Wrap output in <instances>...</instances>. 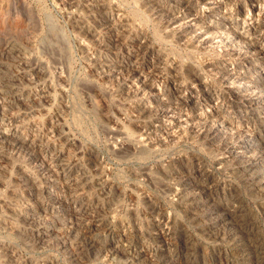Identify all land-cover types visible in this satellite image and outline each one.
I'll return each mask as SVG.
<instances>
[{
  "label": "rangeland",
  "instance_id": "rangeland-1",
  "mask_svg": "<svg viewBox=\"0 0 264 264\" xmlns=\"http://www.w3.org/2000/svg\"><path fill=\"white\" fill-rule=\"evenodd\" d=\"M179 1L0 0V68L19 81L0 98V137L31 141L0 142V264H264L263 155L247 151L264 113L224 71L263 73L244 51L170 32L169 11L206 13ZM238 1L214 19L240 18L239 5L260 19ZM233 202L252 228L233 217L238 237Z\"/></svg>",
  "mask_w": 264,
  "mask_h": 264
},
{
  "label": "bare ground",
  "instance_id": "bare-ground-1",
  "mask_svg": "<svg viewBox=\"0 0 264 264\" xmlns=\"http://www.w3.org/2000/svg\"><path fill=\"white\" fill-rule=\"evenodd\" d=\"M92 1V0H91ZM112 1V0H111ZM174 1V0H173ZM176 1V0H175ZM178 1V0H177ZM181 1V0H180ZM179 1V2H180ZM186 3H188L189 5H192L191 1L192 0H184ZM228 2H226L223 7L225 8H229V7H232L233 6V3H237L239 2L238 0H227ZM250 3L251 5V12H253L252 14L255 15V16H259L260 19L258 20H254L253 18H249L246 16V12L243 10L244 9V5H239L238 9L240 10L239 11V16L240 18L238 17L236 20H231L229 17H225L223 19H217L215 20L214 19V15L215 13L222 7V2L218 1V0H202L204 6L202 8H204V11L206 13L200 15L198 13V10H189V12L186 14V15H183V16H179L177 13L175 12H172L170 13L171 11H169V13L167 14V25H168V29L170 30V32L174 33V32H178L180 37H181V40L184 41V39L188 40V39H194L200 46H203V47H209V46H212V45H215V46H218L220 48H223L224 51H232V52H235V53H240V51H244V54L245 56L247 57L246 60L249 61L251 67V71H255V72H261L263 73V76L262 78L256 80L255 78H253L251 75L248 74H234V73H231L230 70H225L224 73L226 75V79L228 81H232V80H237V83L239 84V86L237 87V89L239 91H242V92H247L249 90H253V92H255V96H251V97H248V100L246 101L247 104L249 106H252L254 108V112H252V114L254 113L255 115H260L262 113H264V9H262V7L264 6V0H246ZM86 2V1H85ZM89 2V1H87ZM94 2V0H93ZM182 2V1H181ZM97 3V2H96ZM177 3V2H176ZM175 4V3H174ZM184 4V3H183ZM196 4V3H195ZM244 4V3H243ZM247 4V3H246ZM77 5V4H76ZM80 5V4H79ZM102 5V4H101ZM156 5V3H155ZM177 5V4H176ZM187 5V4H186ZM81 6V5H80ZM91 6V5H90ZM160 6V5H159ZM174 6V5H173ZM84 7V5L82 6ZM81 7V8H82ZM108 7V5H107ZM162 7V6H161ZM200 7V6H199ZM86 8V7H85ZM93 8V7H92ZM105 8V7H104ZM165 8V7H163ZM195 8V6H194ZM96 9V8H95ZM107 9V8H106ZM110 9V8H109ZM171 9V8H170ZM178 10V8H176ZM175 9V11H176ZM230 9V8H229ZM94 10V9H93ZM99 10V9H98ZM152 10H154L155 12L157 13H160V14H165L166 11H164L163 9H158L157 6L153 7ZM168 10V9H167ZM172 10V9H171ZM225 10V9H224ZM232 10V9H231ZM119 11V10H118ZM121 11V10H120ZM179 11V10H178ZM201 11V10H200ZM222 11V10H221ZM236 11V10H235ZM87 12H90V11H87ZM104 12V10H103ZM117 12V11H116ZM168 12V11H167ZM202 12V11H201ZM231 12V11H230ZM82 13V12H81ZM106 14V13H105ZM184 14V13H183ZM219 14V13H218ZM228 14V13H227ZM76 15V14H75ZM122 15V14H121ZM205 15V16H204ZM222 15V14H221ZM220 15V16H221ZM234 15V14H233ZM236 15V14H235ZM78 16V15H77ZM76 16V18H77ZM105 16V15H104ZM123 16V15H122ZM166 16V14H165ZM164 16V17H165ZM250 16V15H249ZM234 17V16H232ZM237 17V16H236ZM235 17V18H236ZM111 18V17H110ZM222 18V17H221ZM79 19V18H78ZM104 19V18H103ZM114 19V18H113ZM117 19V17H116ZM120 20V19H119ZM84 21V20H83ZM82 21V23H83ZM103 21V20H102ZM112 21V20H111ZM123 21V19H122ZM126 21V20H125ZM71 22V21H70ZM80 22V21H79ZM120 22V21H119ZM118 22V23H119ZM52 23V22H51ZM81 23V22H80ZM79 23V24H80ZM53 24V23H52ZM108 24V23H107ZM113 24V22H112ZM74 25V24H73ZM110 25V24H109ZM55 26V25H54ZM101 26V25H100ZM123 26V24H122ZM77 28V27H76ZM79 28V27H78ZM82 28V27H81ZM80 28V29H81ZM130 28V27H129ZM54 29V28H53ZM59 30V29H58ZM122 30V29H121ZM80 31V30H79ZM94 31V30H93ZM124 31V30H123ZM90 32V31H89ZM120 32V31H119ZM127 32V31H126ZM92 33V32H91ZM116 33V32H115ZM56 34V33H55ZM86 34V33H85ZM94 34V33H93ZM118 34V33H116ZM57 35V34H56ZM55 35V36H56ZM89 35V33H88ZM85 36V35H84ZM58 37V36H57ZM91 37V36H89ZM117 37V36H116ZM93 38V37H92ZM96 38V37H95ZM115 38V37H114ZM82 39V38H81ZM90 40V39H89ZM148 40V39H147ZM65 41V39H64ZM82 41V40H81ZM181 41V42H182ZM116 42V41H115ZM98 43V42H97ZM146 43V42H144ZM183 43V42H182ZM196 43V44H197ZM44 44V43H43ZM59 44V43H58ZM114 44V43H113ZM63 45V44H62ZM192 45V44H190ZM43 46V45H41ZM47 46V45H46ZM7 47V46H6ZM15 47V46H13ZM45 47V46H44ZM214 47V46H213ZM3 48V47H2ZM54 48V47H53ZM146 48V47H145ZM56 49V48H55ZM54 49V50H55ZM203 49V48H202ZM12 50V49H11ZM49 50V49H48ZM63 50V49H62ZM61 50V52H62ZM139 50V49H138ZM43 51V50H42ZM56 51V50H55ZM64 51V50H63ZM91 51V50H90ZM141 51V50H140ZM33 53V52H31ZM51 53V52H50ZM54 53V52H53ZM57 53V52H56ZM70 53V52H69ZM15 54V53H14ZM17 54V52H16ZM15 54V55H16ZM241 54V53H240ZM20 55V54H19ZM53 55V54H52ZM66 55V53H65ZM190 55V54H189ZM243 55V53H242ZM138 56V55H137ZM237 56V55H236ZM4 57V56H3ZM9 57V56H8ZM27 57V56H26ZM163 57V56H162ZM56 58V57H55ZM59 58V57H57ZM93 58V57H92ZM148 59V58H147ZM250 59V60H249ZM35 60V59H34ZM54 60V59H52ZM56 60V59H55ZM59 60V59H58ZM13 61V60H12ZM39 61V60H38ZM100 61V60H99ZM27 62L28 59H27ZM32 62V61H30ZM29 62V63H30ZM56 62V61H55ZM67 62V61H66ZM4 63V62H3ZM2 63V64H3ZM17 63V62H16ZM19 63V62H18ZM35 63V62H34ZM33 63V64H34ZM94 63V62H93ZM152 63V62H151ZM158 63V62H157ZM248 63V64H249ZM60 64V63H58ZM65 64V63H64ZM63 64V65H64ZM19 65V64H18ZM42 65V64H41ZM45 65V64H44ZM61 65V64H60ZM153 65V63H152ZM155 65V64H154ZM159 65V64H158ZM162 65V64H161ZM16 66V64H15ZM24 66V65H22ZM43 66V65H42ZM65 66V65H64ZM163 66V65H162ZM1 67V66H0ZM10 67V66H9ZM13 67V66H11ZM120 67V66H119ZM63 68V66H62ZM159 68V67H158ZM163 68V67H162ZM249 68V67H248ZM16 69V68H15ZM56 69V68H55ZM119 69V68H118ZM121 69H122V66H121ZM137 69V68H136ZM152 69H155V68H152ZM39 70V69H38ZM41 70V69H40ZM217 70V69H216ZM13 71V70H12ZM59 71V70H58ZM110 71V70H108ZM155 71V70H154ZM159 71V70H158ZM174 71V70H173ZM16 72V71H15ZM61 72V70H60ZM63 72V71H62ZM114 72V71H113ZM121 72V70H120ZM153 72V71H152ZM157 72V71H155ZM38 73V72H37ZM48 73V71H47ZM144 73V72H143ZM245 73V72H244ZM63 74V73H62ZM142 74V73H141ZM146 74V73H145ZM27 75V74H26ZM61 74H59L60 76ZM195 75V74H194ZM198 75V74H197ZM63 76V75H61ZM60 76V77H61ZM115 76V75H114ZM171 76V75H170ZM217 76V75H216ZM20 77V76H19ZM18 77V78H19ZM27 77V76H26ZM29 77V76H28ZM67 77V76H66ZM144 77V76H143ZM154 77V75H153ZM196 77V76H195ZM83 78V77H81ZM223 78V76H222ZM60 79V78H59ZM143 79V78H142ZM156 79V78H155ZM22 80V79H20ZM25 80V78L23 79ZM51 80V79H50ZM68 80V79H67ZM122 80V79H121ZM150 80V79H149ZM198 80V79H197ZM48 81V80H47ZM61 81V80H60ZM19 83V81H17ZM15 81V79L12 77L11 75V72L8 71V69H4L3 68H0V98H2L3 100H7L11 97V94L16 90L17 88V83ZM87 82V81H86ZM146 82V81H145ZM52 83V82H51ZM65 83V82H64ZM132 83V82H131ZM199 83V82H198ZM93 84V83H92ZM200 84L203 85V82L200 81ZM228 84V83H227ZM44 85V84H43ZM84 85V84H83ZM139 85V84H138ZM149 85V83H148ZM147 85L148 88H150L149 86ZM58 86V85H57ZM61 86V85H60ZM65 86V85H64ZM172 86V85H171ZM205 88H206V85H204ZM85 87V86H84ZM95 87V86H94ZM87 88V87H85ZM84 88V89H85ZM135 88V87H134ZM138 88V86H137ZM203 88V87H202ZM98 89V88H97ZM125 89V88H124ZM132 89V88H130ZM175 89V88H174ZM204 89V88H203ZM60 90V89H59ZM89 90V89H88ZM91 90V89H90ZM89 90V91H90ZM144 90V89H143ZM152 90H154L152 88ZM176 90V89H175ZM46 91V90H45ZM53 91V90H52ZM67 91V90H66ZM80 91V90H79ZM103 91V90H102ZM132 91V90H131ZM136 91V90H134ZM142 91V90H141ZM159 91V90H158ZM27 92V91H26ZM40 92V91H39ZM96 92V91H95ZM153 92V91H152ZM179 92V91H177ZM250 92V91H249ZM252 92V91H251ZM15 93V92H14ZM67 93V92H66ZM190 93V92H189ZM206 93V92H205ZM27 94V93H26ZM25 94V96H26ZM68 94V93H67ZM105 94V93H104ZM109 94V93H107ZM106 94V95H107ZM125 94V93H124ZM240 94V93H239ZM251 94V93H250ZM34 95V94H33ZM36 95V94H35ZM209 95V94H208ZM126 96V94L124 95ZM153 96V95H152ZM158 96V95H157ZM106 97V96H105ZM176 97V96H175ZM245 97V96H244ZM17 98V97H16ZM88 98V97H87ZM21 99V98H20ZM54 99V98H53ZM60 99V98H59ZM82 99V98H81ZM244 99V98H243ZM63 100V99H62ZM90 100V98H89ZM245 100V99H244ZM157 101V100H156ZM160 101V100H159ZM158 101V102H159ZM27 102V101H26ZM30 102V101H29ZM82 102V101H81ZM87 102V101H86ZM94 102V101H92ZM157 102V104H158ZM20 103V102H19ZM31 103V102H30ZM168 103V102H167ZM4 104V103H2ZM6 104V103H5ZM9 104V103H8ZM18 104V103H16ZM16 104H14L13 106H15ZM23 104V103H21ZM156 104V105H157ZM170 103H168L169 105ZM1 105V104H0ZM7 105V104H6ZM95 105V104H94ZM93 105V106H94ZM104 105V104H103ZM159 105V104H158ZM174 105V104H173ZM8 106V105H7ZM12 106V107H13ZM92 106V105H91ZM123 106V104H122ZM147 106V105H146ZM162 106V105H161ZM171 106V105H170ZM229 106V105H228ZM2 108H5V106H1ZM9 107V106H8ZM19 107V106H17ZM21 107V106H20ZM23 107V106H22ZM29 107V106H28ZM27 107V108H28ZM106 107V106H105ZM104 107V108H105ZM124 107V106H123ZM168 107V106H166ZM199 107V106H198ZM0 110V118L2 119H7L10 113V111H8L6 108L5 109H2ZM10 108V107H9ZM16 107H14V110ZM173 108V107H172ZM239 108V107H238ZM26 109V108H24ZM31 109V107L29 108ZM156 109V108H155ZM154 109V110H155ZM168 109V108H167ZM199 109V108H198ZM196 109V110H198ZM91 110V108H90ZM97 110V108H96ZM18 111V110H17ZM140 111V110H139ZM37 112V111H36ZM62 112V111H61ZM106 112V111H105ZM166 112V111H165ZM35 113V112H34ZM66 113V112H65ZM98 113V112H97ZM170 113V112H169ZM168 113V114H169ZM11 114V113H10ZM15 114V113H14ZM23 114V113H22ZM21 114V115H22ZM38 114V113H37ZM56 114V113H55ZM149 114V113H147ZM161 114V113H160ZM24 115V114H23ZM96 115V114H95ZM209 115V114H208ZM145 116V115H144ZM252 116V115H251ZM15 117V116H14ZM65 117V116H64ZM114 117V116H113ZM237 117V116H236ZM262 117V116H261ZM24 118V117H23ZM138 118V117H137ZM263 118V117H262ZM16 119V118H15ZM54 119V118H53ZM18 120V119H17ZM20 120V119H19ZM61 120V119H60ZM59 120V121H60ZM107 120V119H106ZM197 120V119H196ZM41 121V120H40ZM63 121V120H62ZM197 122V121H196ZM0 126L3 128V126L0 124ZM11 126V125H10ZM231 126V125H230ZM258 126V125H257ZM261 127L263 129H261L259 131V129L257 131L259 132H264V122L261 124ZM103 128V127H102ZM104 129V128H103ZM108 129V128H106ZM144 129V128H143ZM244 130V129H243ZM22 131V130H21ZM16 132V131H15ZM20 132V131H19ZM23 132V131H22ZM106 132V131H105ZM118 132V131H116ZM115 132L116 136H117V133ZM122 132V131H121ZM194 132V131H193ZM218 132V131H217ZM224 132V131H223ZM113 133V132H112ZM256 133V132H255ZM14 134V132H13ZM42 134V133H41ZM51 134V133H49ZM120 134V133H118ZM108 135V134H107ZM112 135V134H110ZM114 135V134H113ZM112 135V136H113ZM172 135V134H171ZM14 136V135H13ZM11 135H8V134H2V136L0 137L1 138V143H5V144H10V142L12 143H15L18 147H20L21 149H24V148H29L30 146V142L27 138H25L24 136L20 135V136H17V137H13ZM111 136V137H112ZM264 135L262 136H259V138H255V140L253 141V144L252 146H250L249 149H247V151H252V152H261L262 155H263V158L261 157V164L264 165ZM128 137V136H127ZM126 137V138H127ZM117 138V137H116ZM135 139V138H134ZM110 140V139H109ZM250 140V139H249ZM77 141V140H76ZM243 141V140H242ZM247 141V140H246ZM241 142V141H240ZM251 142V141H250ZM77 143V142H76ZM244 143V142H243ZM246 143V142H245ZM247 144V143H246ZM81 145V144H80ZM78 144V146H80ZM123 145V144H122ZM121 145V146H122ZM34 146V145H32ZM117 147V146H116ZM249 147V146H248ZM16 148V146H15ZM14 148V149H15ZM18 148V150L20 149ZM111 148V147H110ZM113 148V147H112ZM31 149V148H30ZM124 149V148H123ZM9 151V150H8ZM13 151V150H12ZM5 152V151H4ZM7 152V151H6ZM115 152V151H114ZM140 152V151H139ZM137 152V153H139ZM147 151H142L141 153L143 154H146ZM50 153V152H49ZM120 153V151H119ZM130 153V152H129ZM128 153V154H129ZM132 153V151H131ZM136 153V152H135ZM6 154V153H5ZM127 154V152L125 153ZM125 154H122L123 156ZM8 155V154H7ZM51 155V154H50ZM65 155V154H64ZM118 155V154H117ZM121 155V156H122ZM132 155V154H131ZM130 155V156H131ZM260 155V154H259ZM40 156V155H39ZM122 156V157H123ZM134 156H137V155H134ZM258 156V155H257ZM1 157H4V155L2 154V151L0 149V158ZM9 157V156H8ZM7 157V158H8ZM46 157V156H45ZM128 157V156H126ZM133 157V156H132ZM250 157V156H249ZM6 158V157H5ZM259 158V157H258ZM9 159V158H8ZM41 159V158H40ZM60 159V158H59ZM130 159V157H129ZM48 160V159H47ZM63 161V160H62ZM65 161V160H64ZM41 162V161H40ZM53 163V162H52ZM50 164V163H49ZM257 164V163H256ZM251 165V164H250ZM1 166V165H0ZM55 166V164H54ZM220 166V165H219ZM258 166V165H257ZM2 167H5V166H2ZM102 167V166H101ZM52 168V167H51ZM5 169V168H4ZM47 169V168H46ZM54 169V168H53ZM62 169V167H61ZM253 171V170H251ZM263 171H264V167H263ZM70 172V171H69ZM259 172V171H258ZM257 174L261 177L260 181H259V184L260 186H262L264 188V173L261 174L260 172ZM1 173H3V171H1ZM68 173V172H67ZM4 174V173H3ZM72 176V175H70ZM51 177V176H50ZM59 177V176H58ZM68 177H69V174H68ZM106 177V176H105ZM72 178V177H71ZM258 179V178H257ZM28 181V180H26ZM31 181V180H30ZM155 181V180H154ZM33 182V181H32ZM80 182V181H79ZM72 183V182H71ZM82 183V182H81ZM157 183V182H156ZM34 184V183H33ZM74 184V183H73ZM78 184V182H77ZM159 184V183H158ZM26 185V184H25ZM29 185V184H28ZM32 185V184H31ZM166 185V184H165ZM11 186V185H10ZM69 186V185H68ZM59 187V186H58ZM72 187V186H71ZM162 187V186H161ZM70 188V186H69ZM73 188V187H72ZM103 189V188H102ZM80 190V189H79ZM83 191V190H82ZM259 194V193H258ZM40 196V195H39ZM1 197V196H0ZM231 199V198H230ZM43 201V200H42ZM151 203V202H150ZM237 203L233 202V203H229L228 204V214H227V217L225 219V221L227 222H231L233 221V217L234 218H242L243 220V223L245 225V227L249 228V229H252L251 227L248 226V224L246 223V220L244 219L245 217V214H244V209H243V206H240L237 204ZM4 207V206H3ZM58 208V207H57ZM78 208V207H77ZM78 210V209H77ZM1 211V210H0ZM92 211V210H91ZM113 211V210H112ZM50 213V212H49ZM74 213V212H73ZM12 214V213H11ZM95 214V213H94ZM17 215V214H16ZM82 215V213H81ZM133 215V214H132ZM90 216V215H89ZM92 216V215H91ZM75 217V216H74ZM93 217V216H92ZM81 218V217H80ZM77 219H79L77 217ZM84 221V220H83ZM82 221V222H83ZM77 222V221H76ZM239 222V221H238ZM122 223V222H121ZM228 225L230 226V231L233 233L234 237H238V235H242L244 230H239L236 229V228H233V225H231V223ZM5 225V224H4ZM88 225V224H87ZM238 225V224H237ZM86 226V225H85ZM118 226V225H117ZM227 226V225H226ZM2 229V228H1ZM33 231V230H32ZM123 231V230H122ZM252 232V231H251ZM253 233V232H252ZM98 234V233H97ZM47 235V234H46ZM54 235V234H53ZM222 235V234H221ZM229 235V234H228ZM52 236V235H51ZM50 236V237H51ZM86 236V235H85ZM42 238V237H41ZM45 238V237H43ZM50 240V239H49ZM43 241V240H42ZM84 241V240H83ZM56 242V241H55ZM31 243V242H30ZM46 243V242H45ZM167 246V245H166ZM167 248V247H166ZM10 251V250H9ZM12 253V252H10ZM13 255V254H12ZM151 255V254H150ZM171 256V259L172 258V255ZM15 258V257H14ZM14 260V259H13ZM16 260V259H15ZM18 261H20L18 259ZM17 261V262H18ZM172 261V260H171ZM14 263V262H13ZM151 263V262H150ZM190 263L191 264H194V262H191L190 260ZM186 264V263H185Z\"/></svg>",
  "mask_w": 264,
  "mask_h": 264
}]
</instances>
